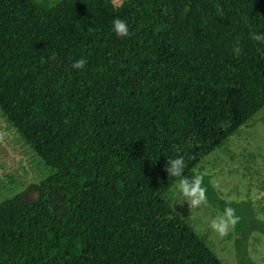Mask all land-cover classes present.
<instances>
[{
  "label": "trees",
  "instance_id": "1",
  "mask_svg": "<svg viewBox=\"0 0 264 264\" xmlns=\"http://www.w3.org/2000/svg\"><path fill=\"white\" fill-rule=\"evenodd\" d=\"M258 32L264 0H0V115L50 170L0 201V264H223L170 198L177 156L255 264L241 245L264 223L197 168L264 107Z\"/></svg>",
  "mask_w": 264,
  "mask_h": 264
},
{
  "label": "rangeland",
  "instance_id": "2",
  "mask_svg": "<svg viewBox=\"0 0 264 264\" xmlns=\"http://www.w3.org/2000/svg\"><path fill=\"white\" fill-rule=\"evenodd\" d=\"M35 1L49 7L61 0ZM111 1L115 6L123 2ZM197 169L209 176L219 198L224 202L251 204L255 218L264 223V107L221 148L208 155ZM49 174L50 170L0 115V201L17 194H21L24 201L31 200L34 195L31 186L39 184ZM171 200L197 233L206 237L223 264H239L237 240L240 234L235 226L224 236L209 226L212 219L223 213L216 203L207 201L193 207L190 203ZM241 249L251 262L264 264V233L248 232Z\"/></svg>",
  "mask_w": 264,
  "mask_h": 264
},
{
  "label": "clouds",
  "instance_id": "3",
  "mask_svg": "<svg viewBox=\"0 0 264 264\" xmlns=\"http://www.w3.org/2000/svg\"><path fill=\"white\" fill-rule=\"evenodd\" d=\"M52 5H49L51 7ZM112 31L118 37L127 38L131 35L127 22L119 17L112 21ZM253 38L260 45H264V33H255ZM242 52L240 41L237 40L232 45V54L239 56ZM86 59L80 58L72 62L73 69H83L86 65ZM186 162L183 156H177L166 162L164 169L168 177L178 178L173 188L170 189V198L177 203H190L193 207H199L202 204H207L206 190L201 186V176L195 175L188 177L184 175ZM238 217L234 216L233 209L226 208L225 211L217 215L210 221L209 226L219 235H226L237 223Z\"/></svg>",
  "mask_w": 264,
  "mask_h": 264
}]
</instances>
